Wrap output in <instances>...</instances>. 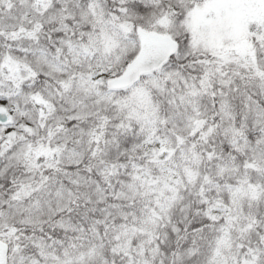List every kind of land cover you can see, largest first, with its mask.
<instances>
[{
	"label": "snow or ice",
	"instance_id": "snow-or-ice-1",
	"mask_svg": "<svg viewBox=\"0 0 264 264\" xmlns=\"http://www.w3.org/2000/svg\"><path fill=\"white\" fill-rule=\"evenodd\" d=\"M0 264H264V0H0Z\"/></svg>",
	"mask_w": 264,
	"mask_h": 264
}]
</instances>
